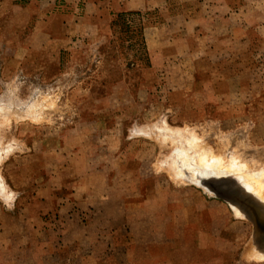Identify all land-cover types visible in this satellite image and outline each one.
Returning <instances> with one entry per match:
<instances>
[{"label":"rangeland","instance_id":"rangeland-1","mask_svg":"<svg viewBox=\"0 0 264 264\" xmlns=\"http://www.w3.org/2000/svg\"><path fill=\"white\" fill-rule=\"evenodd\" d=\"M149 1L80 35L58 21L66 3L0 0V264L133 260L131 244L77 235L81 221L44 224L91 165L113 169V195L135 200L127 213L160 209L138 222L170 252L164 264H264V228L223 196L264 213V0Z\"/></svg>","mask_w":264,"mask_h":264},{"label":"crops","instance_id":"crops-1","mask_svg":"<svg viewBox=\"0 0 264 264\" xmlns=\"http://www.w3.org/2000/svg\"><path fill=\"white\" fill-rule=\"evenodd\" d=\"M49 5L56 6V9L60 7V4L66 3L65 7L68 6L72 11L65 13L63 20H58L64 23L66 28L71 29L74 33L84 34L88 30H100L109 24V20L112 19L114 11H133L140 10L146 7L149 0H46ZM59 13V12H58ZM58 13L57 16H58ZM55 14V16H56ZM62 13H59V16ZM55 16H53L55 18ZM50 18V16H47ZM60 19V18H59ZM50 20L42 19L40 22L41 43H45V37H50V33L43 31L50 26ZM64 21V22H63ZM110 151V152H109ZM108 156H115L111 150H108ZM91 155V154H90ZM90 172H88L87 178L84 183L79 186L73 194V198H70V202L63 203L57 208V212L49 215V221L44 224L50 225L49 223L55 221L56 223H62L66 221H81L78 223L79 227L82 226V233L77 234L90 240V242L96 241L97 243H103L106 250L116 251L119 247L122 248L126 245H132L134 248L133 254L135 257L133 260H125L122 264H134L137 259L141 260L143 264H164L166 260L172 261V256L167 253V250L162 251V243L158 242L156 238V231L151 224H142L141 221L144 216H155L161 214L160 209L154 212L150 211L148 206L149 201L146 200V204L143 209L138 212L127 213L126 206L135 200H129V194L127 196L117 197L113 195V190L116 187L112 180H110L109 173L113 172L109 166H89ZM100 179V183L103 184V189L100 188L95 182L96 178ZM87 179V180H86ZM92 179L94 182H92ZM50 183V181H47ZM159 184V183H158ZM148 189V188H147ZM41 190L46 194V200L42 195L33 197L35 200H40L44 207L42 215L50 214V211L54 209V200L51 195L54 190L53 188H47L45 184L41 186ZM40 190V191H41ZM167 201L169 205H172V201L169 197L166 199L163 196H157L155 204L164 205ZM219 203V202H218ZM200 204H198V210L201 211ZM114 206L113 210L111 209ZM120 207V212L116 211ZM169 206V207H170ZM202 206V205H200ZM157 206H155L156 209ZM49 222V223H48ZM53 225V223H51ZM48 227V226H47ZM44 230L48 229L45 228ZM66 231L62 230V233ZM49 234V233H47ZM75 236V235H74ZM86 236V237H85ZM77 237V236H76ZM120 238V241L117 238ZM99 243V244H100ZM161 244V245H158ZM142 245L144 246L142 249ZM141 248V249H140ZM141 250V256L139 252ZM142 252L144 256L142 255ZM178 253V251H174ZM123 253V252H122ZM158 253V254H157ZM167 253V257L165 256ZM130 257V256H129ZM163 258L161 262L156 261L157 259ZM187 259L183 257L182 259ZM179 264H187V262H180Z\"/></svg>","mask_w":264,"mask_h":264},{"label":"water","instance_id":"water-1","mask_svg":"<svg viewBox=\"0 0 264 264\" xmlns=\"http://www.w3.org/2000/svg\"><path fill=\"white\" fill-rule=\"evenodd\" d=\"M227 195L229 197H227ZM224 196L230 198L234 202L243 204L245 206L246 212L250 214L252 218H254L256 221H258L261 228H264V221H262L264 220V213L260 211V207H258V205L255 202H253L252 199H248V198L243 199L233 194L229 195V193H224Z\"/></svg>","mask_w":264,"mask_h":264},{"label":"bare ground","instance_id":"bare-ground-1","mask_svg":"<svg viewBox=\"0 0 264 264\" xmlns=\"http://www.w3.org/2000/svg\"><path fill=\"white\" fill-rule=\"evenodd\" d=\"M206 155H203V157H205ZM260 180V179H259ZM203 182V181H202ZM206 183V182H205ZM212 183V182H211ZM214 184V183H213ZM210 186V185H209ZM208 186V187H209ZM214 186H215V184H214ZM250 186V185H249ZM208 187H207V189H208ZM210 187H212V186H210ZM251 187V186H250ZM263 187H264V182H262V181H260L259 182V184H258V186H257V192L258 193H261L262 192V190H263ZM213 188H216V186L215 187H213ZM217 188H218V186H217ZM252 188V187H251ZM208 192H210L209 190H208ZM238 192V191H237ZM0 193H5V184L0 180ZM222 194V193H221ZM224 194V193H223ZM222 194V195H223ZM220 195V194H219ZM224 196V195H223ZM227 197H229L228 195H227ZM226 197V198H227ZM233 202V201H232ZM235 203H237L238 204V202H235ZM232 204V203H231ZM236 204V205H237ZM264 205V204H263ZM246 211V210H245ZM235 213L237 214V215H240V211L238 210V209H236L235 210ZM249 218V217H248ZM256 239V238H255ZM260 240V239H259ZM258 242V241H257ZM255 243V242H254ZM256 245V244H255ZM260 246V245H259ZM262 246V245H261ZM257 247V246H256ZM262 250L261 251H256V253H255V258H263L264 256H263V248H261ZM248 259V258H247Z\"/></svg>","mask_w":264,"mask_h":264}]
</instances>
